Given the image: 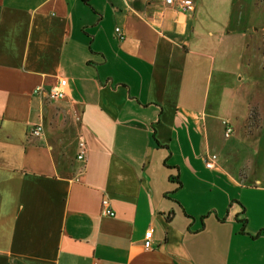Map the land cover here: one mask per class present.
I'll return each mask as SVG.
<instances>
[{
    "label": "crops",
    "instance_id": "crops-1",
    "mask_svg": "<svg viewBox=\"0 0 264 264\" xmlns=\"http://www.w3.org/2000/svg\"><path fill=\"white\" fill-rule=\"evenodd\" d=\"M192 1L0 0V264H264V6Z\"/></svg>",
    "mask_w": 264,
    "mask_h": 264
},
{
    "label": "built area",
    "instance_id": "built-area-1",
    "mask_svg": "<svg viewBox=\"0 0 264 264\" xmlns=\"http://www.w3.org/2000/svg\"><path fill=\"white\" fill-rule=\"evenodd\" d=\"M167 6L173 7L177 9L178 11L184 13V14H189L193 13L195 10V4L192 0H163ZM116 33L119 35L121 39L124 38L123 32L121 31L120 28H116ZM68 86V81L67 79L63 78L59 81V83L52 87L48 92H47V98L51 101H60L63 100L66 95V89ZM38 91H42L41 89H38ZM225 124V129H224V136L226 139H229L233 133H234V128L227 122ZM43 134V127L41 125H37L34 130H33V135L40 137ZM87 154V145L85 142H80L79 143V154L77 156V159L79 161H85V157ZM218 161V156L216 154H210L204 159L205 166L209 170H214L216 168V164ZM101 215L104 217H115L116 213L113 210L110 200L105 198L102 201L101 204ZM144 247L145 249L149 250L153 247V232L149 231L144 240Z\"/></svg>",
    "mask_w": 264,
    "mask_h": 264
},
{
    "label": "rangeland",
    "instance_id": "rangeland-1",
    "mask_svg": "<svg viewBox=\"0 0 264 264\" xmlns=\"http://www.w3.org/2000/svg\"><path fill=\"white\" fill-rule=\"evenodd\" d=\"M221 4L231 5L232 3L236 4L238 7H244L245 12L247 9L254 7L253 9H258L264 6V0H220ZM252 2V4H251ZM252 5V6H251ZM255 17V16H253ZM246 20V15L244 16ZM260 23H264V16L262 13L260 16H257ZM215 150L213 153H218V155L222 156V161L229 163L230 167L233 168L234 171L238 170L239 167L245 166L246 164L253 165L254 159H252L249 154L247 155L245 152L249 149L245 144H242L240 140H238L237 136H232L231 139H226L223 137H217L215 146ZM243 154V155H242ZM217 155V156H218ZM249 156L250 158H247ZM238 157V158H237Z\"/></svg>",
    "mask_w": 264,
    "mask_h": 264
},
{
    "label": "trees",
    "instance_id": "trees-1",
    "mask_svg": "<svg viewBox=\"0 0 264 264\" xmlns=\"http://www.w3.org/2000/svg\"><path fill=\"white\" fill-rule=\"evenodd\" d=\"M242 224H243V227L245 226V224H246V221H242Z\"/></svg>",
    "mask_w": 264,
    "mask_h": 264
}]
</instances>
